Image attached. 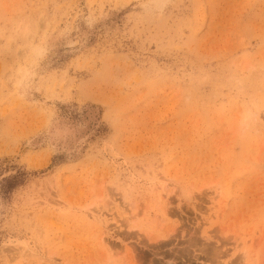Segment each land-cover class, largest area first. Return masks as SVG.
Instances as JSON below:
<instances>
[{"label": "rangeland", "instance_id": "1", "mask_svg": "<svg viewBox=\"0 0 264 264\" xmlns=\"http://www.w3.org/2000/svg\"><path fill=\"white\" fill-rule=\"evenodd\" d=\"M0 264H264V0H0Z\"/></svg>", "mask_w": 264, "mask_h": 264}, {"label": "bare ground", "instance_id": "2", "mask_svg": "<svg viewBox=\"0 0 264 264\" xmlns=\"http://www.w3.org/2000/svg\"><path fill=\"white\" fill-rule=\"evenodd\" d=\"M113 247V246H112Z\"/></svg>", "mask_w": 264, "mask_h": 264}]
</instances>
